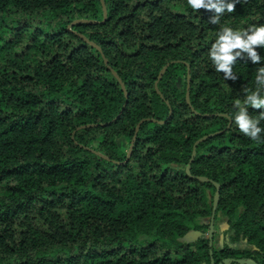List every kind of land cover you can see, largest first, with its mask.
Listing matches in <instances>:
<instances>
[{
	"label": "trees",
	"instance_id": "16d2710c",
	"mask_svg": "<svg viewBox=\"0 0 264 264\" xmlns=\"http://www.w3.org/2000/svg\"><path fill=\"white\" fill-rule=\"evenodd\" d=\"M213 15L0 0V264H264V132L234 120L264 59L226 79L209 54L222 27L264 24V0Z\"/></svg>",
	"mask_w": 264,
	"mask_h": 264
},
{
	"label": "clouds",
	"instance_id": "9594fccd",
	"mask_svg": "<svg viewBox=\"0 0 264 264\" xmlns=\"http://www.w3.org/2000/svg\"><path fill=\"white\" fill-rule=\"evenodd\" d=\"M188 4L193 9L214 10L215 15L210 17V22L218 23L220 14L224 13L225 10L231 12L235 7L236 0H188ZM254 45L264 46V24L258 26L249 24L247 28L236 30L224 26L218 32L209 54L215 68L223 71L226 79H234L232 64L236 57L246 53L252 62L264 59L258 54L253 47ZM234 49L236 51H233ZM255 79L256 89L249 91L243 102L239 100L235 102L238 110L234 114V120L239 130L245 135L259 140L262 138L260 134L264 132V127L260 126V120L264 119V111L258 118H253L249 115L246 105L264 109V66L258 68Z\"/></svg>",
	"mask_w": 264,
	"mask_h": 264
},
{
	"label": "rangeland",
	"instance_id": "374dc122",
	"mask_svg": "<svg viewBox=\"0 0 264 264\" xmlns=\"http://www.w3.org/2000/svg\"><path fill=\"white\" fill-rule=\"evenodd\" d=\"M183 85H184V79H180L178 81V86L183 89ZM119 144L122 147H126V143L125 141H119ZM226 228V222H225V218H223L221 216L220 213H216L215 214V220H214V232H215V237H214V245L215 247H220L222 244V231Z\"/></svg>",
	"mask_w": 264,
	"mask_h": 264
},
{
	"label": "water",
	"instance_id": "95a60500",
	"mask_svg": "<svg viewBox=\"0 0 264 264\" xmlns=\"http://www.w3.org/2000/svg\"><path fill=\"white\" fill-rule=\"evenodd\" d=\"M102 4H103V8H104L103 1H102ZM104 10H105V8H104ZM166 68H167V66L162 70V72H161V74L159 76V79L162 77V75L165 72ZM121 86L123 87V84H121ZM188 88H189V85H188ZM187 100L189 101V93L188 92H187ZM134 140H135V137L133 138V141ZM194 156H195V151L193 152V157ZM187 169H189V166H187ZM218 198H219V195H218V193H216L215 200H214V204H213V211H212V215H211V218H210L209 237H210V244L211 245H212V238H213V234H214L215 209H216V205H217V202H218ZM226 264H228V261L226 262Z\"/></svg>",
	"mask_w": 264,
	"mask_h": 264
}]
</instances>
